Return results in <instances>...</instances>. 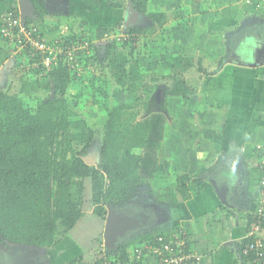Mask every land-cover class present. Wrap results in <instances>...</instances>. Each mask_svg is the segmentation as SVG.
Here are the masks:
<instances>
[{"label":"crops","instance_id":"crops-1","mask_svg":"<svg viewBox=\"0 0 264 264\" xmlns=\"http://www.w3.org/2000/svg\"><path fill=\"white\" fill-rule=\"evenodd\" d=\"M30 1V16L40 20ZM39 1L48 9L40 22L48 37L54 36V29L62 22L67 31L84 27L89 35L103 40L109 38L110 30H118L119 22L124 24L129 0H116L115 7L103 0ZM19 2L0 0V17L14 6L20 13ZM147 7L150 12H164L169 19L159 26L137 10L135 24L143 26L146 18L154 28L171 30L174 20H185L188 34L181 32V40L172 43L176 51L181 48L175 51L177 55L193 60L194 66L182 76L196 80L195 91L182 81L181 93L166 99L171 111L180 112L182 130L174 129L170 135L178 146L166 142L169 151L157 164L163 168L152 167L149 178L142 172L141 156L139 171L150 186L119 207L140 219L121 240L133 247L141 238L182 227L189 247L200 256V264H242V241L247 239L258 202L256 145L264 144V10L244 0H147ZM189 28L196 31L195 37ZM8 47L0 37V77L4 78L14 63ZM199 61L201 72L196 70ZM178 175H188L189 180L179 185ZM154 180L159 182L153 184ZM142 190L149 198L147 203ZM91 215L84 225L80 224L82 215L56 245L35 248L31 261L36 264L39 258L34 254L39 253L47 264H64L78 256L92 261L105 221ZM94 225L99 231L95 226L88 233ZM259 234L264 237V224ZM12 244L0 242L9 264H29L25 249H13Z\"/></svg>","mask_w":264,"mask_h":264},{"label":"trees","instance_id":"trees-1","mask_svg":"<svg viewBox=\"0 0 264 264\" xmlns=\"http://www.w3.org/2000/svg\"><path fill=\"white\" fill-rule=\"evenodd\" d=\"M103 1L110 7H115L117 3L116 0ZM130 1L136 10L146 14L150 21L159 26L169 19L164 12L148 11L147 0ZM32 2L34 13H37L40 20L29 16L24 24L38 28L48 9L39 0ZM9 10L14 16L18 14L16 6ZM118 24L122 30L123 24ZM61 28L54 29V36L49 37L57 36ZM143 29L137 24L129 25L124 30L127 38L123 42L118 43L115 38H109L104 44L92 41L88 28L83 27L77 32L67 31L68 38L74 43L85 44L90 41L82 49L83 52L88 51L86 55L73 63L85 69L97 61L98 57L100 60L104 58L106 64L103 67L112 78L121 81L117 85L127 91V95H122L121 89L113 92L114 100L105 108V122L98 128L87 124L85 118L68 105L66 92L72 82L70 72L73 67L67 59L52 65L45 72L44 77L49 79L52 93L49 91L36 107L30 108L27 115L20 96L0 91V242L3 244L18 243L41 248L54 246L65 239L68 231L83 215L87 183L93 214L105 219L107 205L124 206L139 192L142 184L148 182L141 176L139 169L141 151L154 125L150 116L156 113V107L160 108V112L168 111L166 97L170 99L181 93L182 81L195 91L196 80L182 76V73L194 66L192 58L173 54L169 60L162 61L171 68L168 74L171 84L162 89L161 100L147 89L152 81L145 79L143 72L153 71L148 70L152 66L147 64L154 60L135 56L134 62L128 67L125 65L128 54L134 56L132 43L136 42ZM40 34L48 38L46 33L41 31ZM102 48L103 57L100 54ZM27 49L29 47L20 56H26ZM200 64L199 61L196 65L198 72L202 71ZM32 70L44 72L45 67L40 65ZM134 78L136 82L132 93L129 83ZM90 79L94 87L100 89L101 86L97 85L103 83L106 76L99 74ZM151 79L154 84L158 80L157 76ZM74 96L81 97V91ZM122 96H128V101L121 100ZM96 136L100 141L97 162L88 164L84 156L89 153ZM162 168V165H155L156 170ZM187 179L188 175H178L177 183L181 185ZM200 189L201 185L198 184ZM97 240L103 243L102 236ZM250 240V237L244 239L242 244ZM102 251L104 256L95 262L78 256L64 264H100L103 259L108 261L107 264H135L132 246L123 243V240L115 249L103 246ZM241 256L242 264H257L254 262V252L241 253ZM259 264H264V257Z\"/></svg>","mask_w":264,"mask_h":264},{"label":"rangeland","instance_id":"rangeland-1","mask_svg":"<svg viewBox=\"0 0 264 264\" xmlns=\"http://www.w3.org/2000/svg\"><path fill=\"white\" fill-rule=\"evenodd\" d=\"M187 10V9H186ZM186 11H183L185 13ZM58 14V13H57ZM56 14V16H57ZM144 31L138 35V39L136 42L132 43L133 45V54L134 56H130L128 54L127 60L125 61L126 67L130 65V63L134 62L136 59H133L135 56L136 58H142V59H150L154 61H148V66L150 67L148 70L153 71H145L144 76L145 79H148L149 81H152L150 85L147 86V89L154 92V94L158 97L159 100H161L162 97V89L166 86H170L171 80L168 78V74L171 71V68L169 66H166V63L162 61L169 60V58L176 54V52H180L179 50L173 49L174 43L177 41L179 42L180 34L181 32L183 34H188L186 29H184V24L186 23L185 20H174L172 24L171 30H165V29H159L154 28L155 26H150L147 22V19H142ZM78 26H80L81 22H78ZM62 22H59V27L66 28L64 25H62ZM121 29L118 28V30H110L109 38H115L118 43L123 42L127 36L124 34L123 27ZM189 34H194V37L196 36V31H192L191 28H189ZM38 32H41L42 26L39 24L38 26ZM161 32V33H160ZM47 34V33H46ZM92 41L94 42H100V41H106L107 38H103V40H98L97 37L95 38L93 36V33H91ZM108 38V39H109ZM97 39V40H96ZM88 43L90 41H87ZM174 42V43H172ZM9 49L12 51V56L14 58V63L10 65V69L7 71V75L4 78L3 76L0 77V91L8 92L9 94H16L20 96L24 103V113L25 115L28 114L31 107H36L39 103V100L44 98L45 95L49 94L50 91V85L48 84V80L46 77H44L45 72L42 71H36L32 70V66L29 65V61H27L26 56H20L17 52H14L12 44H8ZM121 45V44H118ZM194 47H197V45H194ZM17 51V50H16ZM94 50L90 51L93 52ZM176 51V52H175ZM88 51L81 52L78 57L82 58L84 55H86ZM101 57L104 55V48L100 49ZM129 59V60H128ZM103 64H106V60L103 58L102 60L99 59L95 61L93 64H89L86 66L85 69H81L80 67L77 69H73L70 73L72 75V82L70 84V87L68 88L66 92V98L68 101V105L78 113V115L85 118V121L87 124L93 126V127H100L105 122V108L106 106L109 107L111 105L113 98V92L116 90H122L121 85H117V83L121 84V81L118 79H114L111 77L110 72L103 67ZM165 66H164V65ZM13 66V67H12ZM28 66V67H27ZM104 75L106 76V79L103 81V83L98 84L97 86H101L100 89H97L96 86L94 87V82L91 81V76H97V75ZM157 76L158 80L154 84L151 77ZM3 77V78H2ZM107 80V81H106ZM118 80V82H117ZM93 82V83H92ZM136 79H132V82H130V90L132 93H134L135 83ZM173 82V81H172ZM81 91L82 96L77 98L74 96V94L78 91ZM104 90L106 93H104ZM120 90V91H121ZM52 93V91H50ZM122 95H127V91L122 90ZM168 99V97H166ZM128 96H122L121 100L128 101ZM180 99V98H179ZM169 100V99H168ZM184 102V101H183ZM167 105L168 111L167 112H160V108L156 107L155 111L156 113H152V116H150L151 122L155 126H153L148 134V142L146 146L141 151L142 156V162H143V168L142 172H144L145 176L149 178L148 171L153 170L152 167L155 169L156 164H161V162L164 161L165 151H169L165 149L166 142H172V146H178L177 142H174L175 139H171L170 135L172 132H174V129H180V112L179 111H171L170 106ZM47 108V107H46ZM174 110L175 106L173 107ZM180 127V128H179ZM174 135V134H173ZM172 135V136H173ZM171 136V137H172ZM95 143L91 146L89 149V153L93 156V158H97L98 153V146L100 145L99 138L96 136ZM171 143V144H172ZM168 153H166L167 155ZM141 161V160H140ZM154 164V166H153ZM145 179V178H144ZM147 180V179H146ZM159 180V179H158ZM154 180L153 184H157L159 181ZM148 181V180H147ZM153 181V180H152ZM85 188V195H84V202L82 205L83 215L87 217H83L80 224H83L88 222L90 219L89 216H92L93 214V205L91 201L89 200L90 197V190H89V183L86 184ZM150 186V182L143 183L141 188H144L143 190H147ZM141 192V195L144 196L143 201L144 203H147L149 201V198L147 194H144L146 192ZM93 217V216H92ZM79 220V219H78ZM76 225V224H75ZM93 225V224H92ZM96 225L91 226L87 229L88 233H92V230L94 229ZM97 232L99 231V226ZM96 232V230H94ZM94 234V233H93ZM101 234V233H100ZM119 240L118 242H120ZM127 241V240H125ZM98 242V241H97ZM98 249L94 250L97 251V253H94L92 256V261L95 262V260L99 257L104 256L102 251V242L96 243ZM22 245V246H21ZM13 249H20L23 248L26 251V258L29 260V264H35V262L31 261L30 255L33 253L32 251L36 249H41L40 247H30L28 245L18 244L14 243L12 244ZM19 246V247H15ZM83 247L85 248L84 244ZM11 248V247H9ZM36 248V249H35ZM12 249V250H13ZM99 250V251H98ZM2 255H5L4 253H0V262L1 259H4ZM39 260L36 264H47L45 260H43V257H40V253L38 255L34 254ZM91 258V257H89ZM108 261L103 259L100 264H107ZM2 264V263H0Z\"/></svg>","mask_w":264,"mask_h":264},{"label":"built area","instance_id":"built-area-1","mask_svg":"<svg viewBox=\"0 0 264 264\" xmlns=\"http://www.w3.org/2000/svg\"><path fill=\"white\" fill-rule=\"evenodd\" d=\"M244 3L254 5L260 11L264 10V0H244ZM37 29L34 25L26 26L21 22L19 14L14 16L9 9L0 17V37L12 44L15 47L14 52L19 55L29 47L26 56L33 68L42 65L46 72L52 65L64 62L65 59L72 63V69L78 68L73 62L79 60L78 56L87 42L80 44L70 41L66 28H61L57 36L48 38L42 37ZM256 149L259 171L258 202L246 236L251 240L242 244L241 253L254 252V262L259 264L264 257V237L259 234L264 224V144L256 145ZM132 251L135 264H200V256L189 247L187 232L182 227L141 238L133 245Z\"/></svg>","mask_w":264,"mask_h":264},{"label":"water","instance_id":"water-1","mask_svg":"<svg viewBox=\"0 0 264 264\" xmlns=\"http://www.w3.org/2000/svg\"><path fill=\"white\" fill-rule=\"evenodd\" d=\"M19 10L21 22L24 23L26 18L32 14V4L30 0H19ZM138 16V11L135 10L132 6V2L129 0L127 3V14L124 20V30L129 25L136 23ZM106 41H100L98 44H104ZM6 65H9L6 64ZM2 71V70H1ZM85 161L88 164H93L97 162V158H93L91 154L84 156ZM107 213L105 216V225L103 231V246L107 249H115L118 241L124 238L127 232L131 229H134V225L139 224L140 219L138 217L129 216L121 208L113 207L107 205Z\"/></svg>","mask_w":264,"mask_h":264},{"label":"flooded vegetation","instance_id":"flooded-vegetation-1","mask_svg":"<svg viewBox=\"0 0 264 264\" xmlns=\"http://www.w3.org/2000/svg\"><path fill=\"white\" fill-rule=\"evenodd\" d=\"M58 11V10H57ZM117 208H119V207H117ZM120 210H122V209H120ZM125 211V210H124ZM127 214H129V216H133L134 214H133V212H131V211H128V210H126L125 211ZM132 230V229H131ZM103 247V246H102ZM3 248V247H2ZM4 251V250H3ZM3 251H2V249L0 250V253L1 254H3ZM3 257H4V259H1V262L0 263H2V264H9V262H10V259H8L7 258V255H2Z\"/></svg>","mask_w":264,"mask_h":264},{"label":"bare ground","instance_id":"bare-ground-1","mask_svg":"<svg viewBox=\"0 0 264 264\" xmlns=\"http://www.w3.org/2000/svg\"><path fill=\"white\" fill-rule=\"evenodd\" d=\"M19 12H20V10H19ZM19 14V16H20V13H18ZM21 17V16H20ZM123 30H124V24H123Z\"/></svg>","mask_w":264,"mask_h":264}]
</instances>
